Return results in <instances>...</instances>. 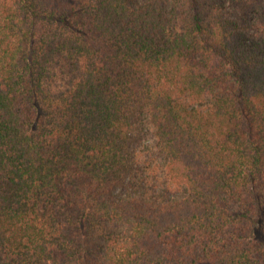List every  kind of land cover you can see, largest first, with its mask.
Returning <instances> with one entry per match:
<instances>
[{
    "label": "trees",
    "instance_id": "16d2710c",
    "mask_svg": "<svg viewBox=\"0 0 264 264\" xmlns=\"http://www.w3.org/2000/svg\"><path fill=\"white\" fill-rule=\"evenodd\" d=\"M0 264H264V0H0Z\"/></svg>",
    "mask_w": 264,
    "mask_h": 264
}]
</instances>
